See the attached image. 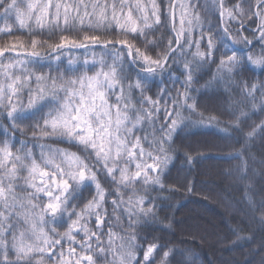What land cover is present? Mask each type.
<instances>
[{
    "label": "snow or ice",
    "instance_id": "1",
    "mask_svg": "<svg viewBox=\"0 0 264 264\" xmlns=\"http://www.w3.org/2000/svg\"><path fill=\"white\" fill-rule=\"evenodd\" d=\"M201 9L218 22L202 18ZM0 21V34L10 38L0 44V118L9 122L0 123L6 135L0 144V264H97L106 253L113 256L106 264H172L182 254L155 235L150 242L140 237L144 244H137V233L125 238L109 228L102 246L106 197L116 196L113 215L125 206L129 228L141 218L155 219L158 205L150 189L165 190L162 177L173 159L171 141L181 125L188 127L184 112L196 110L191 93L202 69L214 64L216 75L233 83L249 66L264 72V0H0ZM164 29L171 33L167 38ZM20 30L28 41L15 38ZM45 33L58 41L36 38ZM234 45L248 52L238 54ZM256 45L260 53L254 57L249 53ZM29 64L47 71L37 73ZM172 65L179 66V76ZM165 78L170 86L164 85ZM154 80L159 84L153 85ZM237 87L241 100L232 124L239 131L250 118L247 109L264 113V81L241 79ZM199 115L202 126L215 121ZM145 121L158 124L152 150L134 134ZM14 133H31L40 148L39 161L24 140L23 153L12 150ZM257 135L264 138V120L247 132L248 138ZM52 139L80 146L83 155L42 142ZM129 161H135V171H129ZM192 162L187 156L186 163ZM98 165V171L131 188L133 195L125 200L119 188L106 193L93 170ZM138 181L149 186L143 194L136 191ZM248 211L254 219L259 213L264 225V199L256 205L249 201ZM93 220L95 231L88 226ZM186 260L192 264L193 257Z\"/></svg>",
    "mask_w": 264,
    "mask_h": 264
},
{
    "label": "trees",
    "instance_id": "2",
    "mask_svg": "<svg viewBox=\"0 0 264 264\" xmlns=\"http://www.w3.org/2000/svg\"><path fill=\"white\" fill-rule=\"evenodd\" d=\"M225 2L227 3L228 0ZM200 15L213 24L218 22L216 16L206 17L203 9L200 10ZM163 33L165 38L171 35L167 29H164ZM72 35L79 38L80 34L73 32ZM243 35L249 34L244 32ZM114 37L115 33L109 38ZM15 38L24 41L30 39L24 30L17 31ZM36 38L49 43L58 41L57 36L50 37L46 33ZM8 39L10 38L0 34V44L6 43ZM229 44H231L230 41ZM232 47L241 55L248 52L242 45ZM41 51L48 50L45 48ZM259 53L260 47L256 45L252 47L249 54L255 57ZM73 54L82 56L83 50H74ZM28 67L34 68L37 73L47 71L39 65L29 64ZM216 69L217 66L214 64L205 66L199 83L193 85L194 90L191 94L195 96L197 107L195 112H184V115L189 117L185 120L188 127L181 125V128L173 135L169 150L173 159L162 177L165 190H160L159 186H153L150 189V196L158 205L155 219L146 222L145 218H141L138 224L129 228V220L124 211L125 206L117 208L113 215L111 200L116 196L115 194L107 196L105 208L108 215L105 217L102 246L106 247L107 231L111 228L113 232L125 238L130 232L137 233V244H144V240L140 237H148L150 242L151 236L155 235L159 238V243H167L182 254L178 255L172 264H177L178 261H184L187 264L186 258L189 255L193 257L192 264H262L264 262V225H261L259 221V213H256L257 219H254L248 211L249 201L256 205L264 199V138L259 135L253 138L247 137L251 127L264 120V113L259 108L256 110L249 108L247 110L250 118L241 124V130L238 131L232 124L235 119L236 102L241 100L237 85L241 79L248 83L264 81V72L249 66V70L244 71L241 76H236L233 83L224 78L223 74L217 76ZM172 71L177 76L180 75L179 66L172 65ZM51 74L58 75L55 71ZM158 84L159 80L153 81V85ZM164 85L170 86L166 78ZM176 87L180 85L177 84ZM155 90L153 87L148 95L152 96ZM259 96L260 93L257 92V103H259ZM200 113L205 120L208 117H215V121L202 126L199 123ZM0 123L7 126L9 122L7 119L0 118ZM138 128L139 130L134 134L142 138L141 143L145 149L152 150L155 147L151 143L152 133L155 129V134L159 135L158 124L149 126L145 121ZM13 136L11 143L14 152L19 149L23 153L24 149L21 148L20 141L24 140L39 161L40 148L33 141L31 133L27 136L14 133ZM144 137L147 139L145 140ZM5 139V132L3 128H0V144ZM42 142L51 148L65 149L77 155H83L78 145L57 139ZM187 156L193 158L191 165L186 163ZM201 156L205 158L199 159ZM148 162L151 163V161ZM99 167L98 165L93 170L97 171V179L106 193H115L119 188L125 200L133 195L131 188L112 182L102 170H97ZM128 168L130 172L135 171V161H129ZM86 186L94 189V185ZM148 187L139 181L135 184L136 191L140 194H143L144 189ZM84 195L91 198L87 192ZM117 216L120 218L118 223ZM88 226L96 230L94 220ZM26 227L21 224V229ZM161 227L167 230H159ZM64 230V228H58V231ZM76 239L79 240L80 236ZM62 243L67 252L69 248L67 240ZM115 243L118 244L119 241ZM72 247H75L77 252L80 251L78 245L74 244ZM137 255L139 256L140 253L137 252ZM112 260V254L106 253L105 257H97V264H106V261ZM157 264H159L158 260Z\"/></svg>",
    "mask_w": 264,
    "mask_h": 264
}]
</instances>
